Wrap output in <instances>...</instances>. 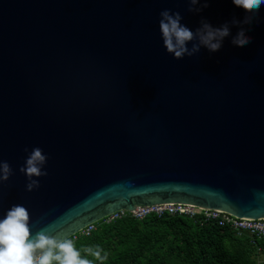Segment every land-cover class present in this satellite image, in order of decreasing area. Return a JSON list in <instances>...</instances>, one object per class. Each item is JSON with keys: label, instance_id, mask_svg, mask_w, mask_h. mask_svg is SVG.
<instances>
[{"label": "water", "instance_id": "obj_1", "mask_svg": "<svg viewBox=\"0 0 264 264\" xmlns=\"http://www.w3.org/2000/svg\"><path fill=\"white\" fill-rule=\"evenodd\" d=\"M0 0V219L13 205L70 239L120 210L193 204L264 218V6L245 47L176 60L160 13L192 31L247 14L232 0ZM238 27L231 28L234 36ZM191 48V44H189ZM47 156L40 187L20 172ZM27 149V151H25Z\"/></svg>", "mask_w": 264, "mask_h": 264}, {"label": "clouds", "instance_id": "obj_2", "mask_svg": "<svg viewBox=\"0 0 264 264\" xmlns=\"http://www.w3.org/2000/svg\"><path fill=\"white\" fill-rule=\"evenodd\" d=\"M192 13H200L207 8L210 0H186ZM247 13L243 19L233 17L230 23L213 27L207 20L202 19L200 26L192 31L182 23L180 12L173 13L163 10L160 13L159 28L167 52L176 60H183L185 56L192 57L206 48L210 53L219 52L228 37L237 47H245L252 42L246 33L258 19V13L264 0H232ZM235 26L239 31L233 36L231 28ZM191 44V48H189ZM27 151V149H25ZM47 156L39 147H34L29 153L25 165L20 172L28 178L26 189L32 192L40 187L39 179L48 175L44 168ZM13 169L9 163L0 160V184L10 180ZM30 214L22 205H13L6 216L0 219V264H93L89 259L83 258L71 239L59 240L42 229L32 236L30 228ZM87 254L103 262L107 254L97 246L86 248ZM103 253V254H102Z\"/></svg>", "mask_w": 264, "mask_h": 264}, {"label": "trees", "instance_id": "obj_3", "mask_svg": "<svg viewBox=\"0 0 264 264\" xmlns=\"http://www.w3.org/2000/svg\"><path fill=\"white\" fill-rule=\"evenodd\" d=\"M96 227L90 236L73 241L93 264H259L258 257L264 255L263 239L253 244L248 235L200 217L151 214L103 219ZM97 246L107 254L103 262L84 251Z\"/></svg>", "mask_w": 264, "mask_h": 264}, {"label": "built area", "instance_id": "obj_4", "mask_svg": "<svg viewBox=\"0 0 264 264\" xmlns=\"http://www.w3.org/2000/svg\"><path fill=\"white\" fill-rule=\"evenodd\" d=\"M151 214L159 217L165 214L184 215L190 218L200 217L202 222L216 223L220 226L233 229L238 235H248L253 244H256L257 240H264V218H242L226 211L203 208L193 204L164 203L137 206L132 210L117 211L106 217L105 220L106 222H111L124 217L143 219ZM96 228V223L90 224L80 232L74 234L70 239L76 241L80 237H88ZM259 251H261V248H259Z\"/></svg>", "mask_w": 264, "mask_h": 264}, {"label": "rangeland", "instance_id": "obj_5", "mask_svg": "<svg viewBox=\"0 0 264 264\" xmlns=\"http://www.w3.org/2000/svg\"><path fill=\"white\" fill-rule=\"evenodd\" d=\"M258 261L259 262H262L263 261V257L261 256V257H258Z\"/></svg>", "mask_w": 264, "mask_h": 264}, {"label": "crops", "instance_id": "obj_6", "mask_svg": "<svg viewBox=\"0 0 264 264\" xmlns=\"http://www.w3.org/2000/svg\"><path fill=\"white\" fill-rule=\"evenodd\" d=\"M261 256L263 257V261H264V255L261 254L259 257H261ZM258 263L260 264L261 262L258 261Z\"/></svg>", "mask_w": 264, "mask_h": 264}]
</instances>
